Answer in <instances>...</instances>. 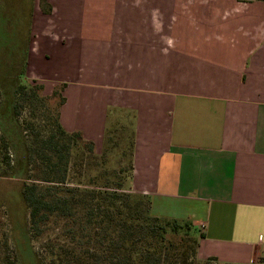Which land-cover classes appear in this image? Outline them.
Here are the masks:
<instances>
[{
  "label": "crops",
  "instance_id": "crops-1",
  "mask_svg": "<svg viewBox=\"0 0 264 264\" xmlns=\"http://www.w3.org/2000/svg\"><path fill=\"white\" fill-rule=\"evenodd\" d=\"M7 4L26 22L27 77L67 85L68 132L98 149L110 112L131 113L132 191L151 198L152 215L191 221L205 235L200 261L264 259V13L248 8L228 23L211 9L199 36L184 27L172 38L159 0Z\"/></svg>",
  "mask_w": 264,
  "mask_h": 264
},
{
  "label": "trees",
  "instance_id": "trees-1",
  "mask_svg": "<svg viewBox=\"0 0 264 264\" xmlns=\"http://www.w3.org/2000/svg\"><path fill=\"white\" fill-rule=\"evenodd\" d=\"M43 11L51 13L49 6H44ZM9 47L13 48L11 45ZM24 47L18 64L12 66L15 79L0 75L1 83L12 81L2 88L6 91L2 109L11 113L18 124L19 136L23 133L18 121L23 104L32 102L33 98L42 102L45 92L44 85L31 86L27 81L28 44ZM5 63L9 65V62ZM66 87L61 88L62 92ZM57 95L58 90L55 89L53 96ZM65 104L66 99H61L60 110ZM55 126V131L48 137L37 139L36 144L31 145L30 156L39 162L43 172L37 181L28 182L25 179L28 172L24 168L25 160L18 154L25 143L21 140L13 146L7 140L13 133L8 134L0 122V178L22 179L21 198L29 212V234L41 237L44 227L53 217L65 222L67 242L45 245V259L38 260L39 264H189L192 258L197 257L200 241L205 235L191 221L154 217L150 197L119 193L107 188L69 185L72 157L84 160L88 155L95 158L96 145L85 139L80 131L68 132L61 123L60 111ZM107 131L105 143L108 140ZM134 136L132 126L131 180ZM15 155L16 160H11V156L14 158ZM121 187L122 184L119 185ZM3 240V247L8 253L3 255V259L0 255V264H19L18 256L10 248L9 239ZM31 257L32 264H38L37 256L32 251ZM263 263L264 259H259L258 264Z\"/></svg>",
  "mask_w": 264,
  "mask_h": 264
},
{
  "label": "rangeland",
  "instance_id": "rangeland-1",
  "mask_svg": "<svg viewBox=\"0 0 264 264\" xmlns=\"http://www.w3.org/2000/svg\"><path fill=\"white\" fill-rule=\"evenodd\" d=\"M43 2H41L42 9L44 6H49L48 4L44 5ZM159 2L161 5L165 3L166 9L170 7V22L173 31H176L172 32V38H178L180 28L184 29V27L189 29L190 33L195 35V37L199 36L201 23H207L206 18H210L207 17L209 15L202 17L201 13L210 14L207 11L211 9L218 10L219 22L227 20L228 23L237 20L239 18L237 14L244 12L248 8L259 10L262 14L264 13V2L256 0H159ZM9 9L7 0H0V75L5 74L7 78L15 79L12 66H15L16 63L18 64L20 57L23 55L26 22L21 17H11L12 9L11 11ZM201 19L202 21H200ZM104 24H110L109 19ZM19 32L22 37L20 40L24 37L21 41L22 43L18 39ZM195 37L191 38V40L196 39ZM212 37L215 39V36ZM212 37L204 38L211 40ZM199 38L201 41H207L201 36ZM222 40H225V38H222ZM9 45L13 46V48H10ZM22 45L23 47H21ZM6 46L8 47L6 48ZM198 54L201 56L199 51ZM5 61L9 62L10 66ZM27 81L31 86L44 85L45 92L42 102L33 98L32 102L23 104L24 108L18 119L21 126L20 129L23 131L22 137L17 135L18 124L15 123L11 113L2 109L4 94L6 93L5 89L3 90L2 88H4L5 83L7 85L12 81L0 82V88L2 89H0V122L4 124V129L8 134L13 133L11 136L7 135V140L13 146H16V142L21 140L25 143L22 145V149L18 151V154L22 160H25L23 161L25 164L24 168L26 167L28 171L26 172L27 177L24 176L25 179L28 182H33L41 177L43 169H40L41 165L35 158H31V145L36 144L37 139H45L52 131H55V120L58 112H61L60 102L61 99L65 98V91L62 92L61 88L66 84L60 81L58 85L54 86L53 81H40L31 79V77L27 78ZM55 89L58 90L57 96H53ZM68 96L72 99V92ZM89 103L92 104L90 116H94L92 119L96 120L97 123L99 110L97 111L98 108L94 106L96 105L95 101L89 100ZM86 117L87 113H84L79 119V124L82 127L84 123L86 124ZM132 121V114L125 110L114 109L110 112L107 143L104 140L103 144L98 145L95 158H91L88 155H85L84 160L76 156L72 157L70 161L69 185L100 189L107 188L119 193H134L130 178L132 169ZM16 158L17 155L14 158L11 156V160H16ZM22 182V179L0 178V255H2L3 259V255L8 253V250L3 247V239L8 238L10 248L18 256L19 264L33 263L31 251L36 254L37 260H35L39 264V261H44L45 259L43 256L45 245L67 242L64 232L65 222L53 217L44 227V233L41 237L29 234V212L21 198ZM120 184H122L121 188H119ZM205 263L206 261H200L197 257L192 258L189 262V264Z\"/></svg>",
  "mask_w": 264,
  "mask_h": 264
},
{
  "label": "built area",
  "instance_id": "built-area-1",
  "mask_svg": "<svg viewBox=\"0 0 264 264\" xmlns=\"http://www.w3.org/2000/svg\"><path fill=\"white\" fill-rule=\"evenodd\" d=\"M210 264H217L216 261H212Z\"/></svg>",
  "mask_w": 264,
  "mask_h": 264
}]
</instances>
